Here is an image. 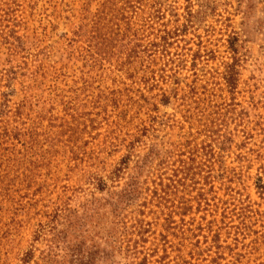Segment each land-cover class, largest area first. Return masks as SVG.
Wrapping results in <instances>:
<instances>
[{"label": "rangeland", "instance_id": "rangeland-1", "mask_svg": "<svg viewBox=\"0 0 264 264\" xmlns=\"http://www.w3.org/2000/svg\"><path fill=\"white\" fill-rule=\"evenodd\" d=\"M123 1L110 9L121 31L106 55L104 0H0V264L30 251L25 264H44L56 210L83 213L123 162L121 187L143 167V206L121 218L126 230L103 207L80 216L54 264H86L77 247L99 251L94 264H264V0H145L144 15ZM138 15L152 16V31ZM164 31L167 57L126 58L141 35L163 44ZM212 145L181 187L173 171ZM152 151L160 158L138 163ZM181 196L192 200L186 216Z\"/></svg>", "mask_w": 264, "mask_h": 264}, {"label": "trees", "instance_id": "trees-1", "mask_svg": "<svg viewBox=\"0 0 264 264\" xmlns=\"http://www.w3.org/2000/svg\"><path fill=\"white\" fill-rule=\"evenodd\" d=\"M131 2H133L135 5V8H137L138 14L140 12L141 13L143 12L142 8H143V5L146 3L145 0H132ZM113 4L114 5H121V4L124 5L125 2L123 0H104L103 3H100V8H101L100 10L103 11V13H105L107 10L110 14V15L108 14L106 15L109 18L107 22L105 23V27H104L105 30L103 33V37H101V44L104 46V51L106 55H116L115 50H113L111 46L116 41V38H119L118 35L121 31V25L118 23L120 19L118 18L117 15L113 14L115 13L113 11L114 10ZM155 8L158 11L161 10L160 4L159 3L155 4L154 9ZM110 9H112L113 13ZM151 10H152V7H151ZM145 13L146 12L144 11L143 15ZM143 15L142 16L138 15V16L140 18V21L143 23L144 29L146 27V29L152 31V16L145 19ZM190 15L192 14L190 13ZM164 34H165V37L162 38V41L164 42L163 44H160V43L152 44L151 42L147 41L144 36L141 35L140 42L138 43V45L134 47L135 54L133 55V57L129 54L126 58L130 60V59H134L135 56L142 54L146 56L145 60L146 59L152 60V54L154 53L157 54L159 52L166 53V57H167L168 48H172L173 43H171V40L174 37H172L173 34H171V32H168V31H164ZM158 38H161V37H158ZM230 48L235 52L234 45H232ZM130 52H132V50ZM120 54L121 53H119V55ZM173 72H174V75L172 76V78L177 77L180 74L178 71H176V69L173 70ZM234 81L235 80L233 79L232 76L228 78V83L230 85H233ZM175 84H179V82H176ZM168 98L169 97L167 95H164L162 99L164 100V105H168V102H169ZM140 142H141L140 139H137L135 141V143L137 144H139ZM219 144L223 145L224 142L222 143L219 142ZM211 151L213 152V145L210 146V149L202 148L201 151H199L198 148L196 147L195 149L190 151L192 163L188 165L187 161H185L183 165H180V168L178 170L175 169L173 171L174 173H177V175L174 174L175 177L178 178L180 175V179L178 180V183L181 187L186 186L185 184L186 181H194L195 177L198 175L196 173L197 168L194 167V163L197 161V156L199 152H200V156H204L205 153H208V152L210 153ZM151 154H152V162L160 158L159 157L160 153L155 154L152 151L149 154H147L144 157V159H142V162L138 161V163H141V165L145 166L146 163L149 161V158H151ZM129 159L130 157L126 158L125 161ZM123 163H125V165L122 167ZM123 163L121 164L120 167H117L115 171L111 173V176L108 179L113 183L111 186L108 185L106 181L102 182L103 186L100 187L99 191L101 192V194H105V195L101 198H96L94 196L93 199L87 205L82 206L83 213H81L80 210H71L67 208H59L58 210H56V214L52 220V223L44 229V231L47 232L51 236V238L47 240L48 244H47L46 251L42 253L41 259H42V262H44V264H54L55 263L54 261H56V258H59V257L63 258L62 256L58 257V255H55L54 251L58 249V247L60 246V243H64V239H65L64 235L69 233L72 229L78 227L77 223L78 221H80V218H81L80 216H84L87 214H91L93 216L94 214H97L98 211L103 207L106 210L110 211L111 216L114 217L115 221L113 223L116 225L117 230H119L120 224H123L124 228L126 227L125 230L127 229L128 224L124 223L123 220H121V218L124 219L125 213L126 215H128V212L130 209H133L135 207H137V209L141 208L143 205L139 206L138 203L141 197L143 196V194L145 192H149L150 189L149 188H148L149 190L145 189L148 183L141 181V176H142L141 171L143 169L142 166H138L137 167L138 172L136 171L137 173H135L134 175H130L128 180L124 184V186L121 187L119 183L121 182V180H123V176L125 175V172L127 171L128 166H129L128 162H123ZM163 164H164V161L162 162V165ZM205 182H207V180ZM206 186L210 187L209 190H212L213 185L211 183H206ZM157 187L158 188L160 187V189L155 191V194L158 197V199L162 197L161 194H163V196L167 195V191H166L167 187L166 185H164V181L158 184ZM204 189L205 188L202 189V191L198 195V198H196V200L199 201L200 205L202 204L203 199L206 200L207 194L204 195L206 193ZM159 191H161L160 194L158 193ZM171 193L173 195V191H171ZM191 203H192L191 199L181 196V202L177 206L179 207L180 212L183 216H186L191 211L192 209ZM39 232L40 231L37 232V235L39 234ZM114 236H115V233H109V242H110L109 245H113V244L118 245L117 238H115ZM39 238L40 237H37V241H40ZM119 241L121 245V247L119 248V252H121L123 250L124 245H126V243L124 244V239H121V238ZM127 242L128 244H130L129 243L130 241H127ZM132 243L138 244V242H134V241ZM127 246L128 248H130V245H127ZM82 248L83 247H77L72 252L74 257L78 261L80 259L87 260L86 264H94L95 261H98L97 257H99V254H98L99 251L91 252L90 250H88L87 252H84ZM135 251L136 252L138 251V247L136 246H135ZM102 254L103 256L101 258L103 260L107 259L106 262H109V261L111 262L113 258V254L106 253V251H104ZM33 258H34V251H30L26 254V258L23 259V263L24 264L29 263ZM139 264H148V257L145 256L144 259Z\"/></svg>", "mask_w": 264, "mask_h": 264}]
</instances>
